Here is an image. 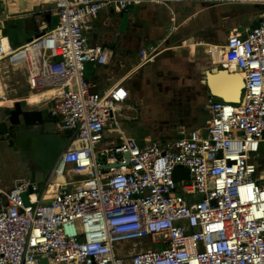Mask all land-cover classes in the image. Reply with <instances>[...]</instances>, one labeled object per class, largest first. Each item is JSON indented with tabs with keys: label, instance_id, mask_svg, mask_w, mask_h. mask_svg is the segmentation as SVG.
Instances as JSON below:
<instances>
[{
	"label": "built area",
	"instance_id": "obj_1",
	"mask_svg": "<svg viewBox=\"0 0 264 264\" xmlns=\"http://www.w3.org/2000/svg\"><path fill=\"white\" fill-rule=\"evenodd\" d=\"M185 1L256 8V24L202 43L213 65L243 74V92L237 102L211 99L202 128L140 142L119 119L129 90H91L87 64H108L115 52L89 34L104 9ZM35 5L37 36L16 47L0 34V112L14 106L2 102L16 100L8 98L16 89L11 67L22 65L25 98L48 93L26 105L48 104L72 138L43 185L26 177L0 184V264H264V0ZM156 55L140 50L143 64ZM2 122L0 113V139ZM148 238L156 247L122 253L125 243Z\"/></svg>",
	"mask_w": 264,
	"mask_h": 264
},
{
	"label": "rangeland",
	"instance_id": "obj_2",
	"mask_svg": "<svg viewBox=\"0 0 264 264\" xmlns=\"http://www.w3.org/2000/svg\"><path fill=\"white\" fill-rule=\"evenodd\" d=\"M255 12L256 8L251 5L215 6L206 2L185 1L169 6L144 3L130 7L128 13L115 15L111 13L110 22H114L110 30L126 29L132 15L141 22L140 29L143 32L141 36L144 38L142 47L154 50L157 54L153 65L149 66L150 87L155 88L147 93L142 105L136 109L120 110L122 116L119 119L125 133L143 142L144 138L176 137L182 125L189 130L204 127L208 117L205 109L210 98L208 93L202 98L203 105H201V102L197 101L199 99H191L192 96L184 91L181 83H175L169 87L167 85L160 87L157 84L177 77L183 78L184 81L192 77V82L205 85L206 72L216 66L211 63L202 43L222 41L234 27L241 29L251 26L255 20L253 17ZM57 20V16L53 15L51 26H55ZM117 23H119L118 27ZM5 33L10 31L6 30ZM197 43L201 45L198 46ZM138 44L141 45L142 42ZM171 47L173 50H168L172 49ZM185 64L187 68L183 66ZM147 80L149 81V78ZM12 94L27 95V92L18 89L17 93L11 92ZM195 102L194 106L192 103ZM0 113L6 124L0 139V181L10 184L15 177L28 176L33 154L25 140L13 132L10 121L6 117L7 109L2 108ZM192 116L194 119L187 122ZM45 128L57 130V125L51 117H48ZM44 179L45 177L42 181ZM116 246L123 245L116 244ZM154 247L156 244H152L148 238L142 242L125 243L124 249L127 250L122 253L130 254ZM40 264H46V262L43 260Z\"/></svg>",
	"mask_w": 264,
	"mask_h": 264
},
{
	"label": "crops",
	"instance_id": "obj_3",
	"mask_svg": "<svg viewBox=\"0 0 264 264\" xmlns=\"http://www.w3.org/2000/svg\"><path fill=\"white\" fill-rule=\"evenodd\" d=\"M37 2L38 0H0V4L5 3L6 5L5 7H0V27L6 25L7 22L9 21L13 24V27L17 29V31L14 33H3L4 35L7 34V36H9L11 43L16 47L29 42L38 34V28H37L38 20L35 12L37 10V7L35 5ZM181 3L182 2L172 3V5L181 4ZM128 12L129 9L124 13H128ZM111 13L115 15V13L111 9L102 10L99 14V17L94 21V28L92 29V31H90L89 35L91 36L90 41L92 44L98 43L113 48L115 52L114 56L111 59V61L105 65L94 66L92 63H88L86 68V78L90 82L91 90L100 93L114 87L116 84L122 83L129 90L130 93L127 101L122 104V108L132 110L142 105L144 99L148 95L147 93H149L151 89L155 88V87L154 88L150 87L151 71L149 70V66H152L154 61L146 64H143L141 62L140 50L143 48L142 46L144 41V38L141 36L143 35V32L140 29L141 22H139L136 18H133L131 15L129 26L126 29L119 28L118 30L113 31L110 30V28L112 27L111 24H113L114 22V21L110 22ZM5 14H7V16ZM4 15L5 18L1 17ZM52 16L50 20H52ZM116 22H118V20ZM118 26L119 23H117V27ZM6 30L9 31L8 29ZM138 42L140 43L142 42V44L140 45L138 44ZM171 48L172 49H168V50H173V47ZM166 53L168 54L169 52ZM178 53L179 52H177V54ZM183 66L187 68L186 64ZM11 68H12L11 69L12 82L14 84L13 85L14 88L16 86V89H13L9 92L10 95L8 94V98L16 99V100L15 101L8 100L6 104L11 105L20 100L34 101L46 95V94L45 95L33 94L30 97L25 98L27 95H29L26 71L22 65H15ZM232 72L235 73V70L233 69ZM148 78L149 81L147 80ZM191 78L192 77H189L188 80L185 81L182 80L183 78L180 77L174 78L173 80H167L168 82H164L163 80L159 82L157 86L163 87L167 85V87H169L170 85H173L175 83H181L182 84L181 86L184 89V91L188 92V94L192 96L191 99L192 100L195 98L199 99L197 101H200L201 105H203L202 98L205 97L207 93L210 96L209 101L213 99L206 83L207 78H205L204 80L205 85L200 84L199 82L197 83L192 82ZM148 86L149 89H147ZM18 89L27 92V95H18V94L11 95V92L17 93ZM192 104L195 106L196 102ZM207 104L205 109L209 117L211 116V114L207 108ZM28 108L45 110L47 114L44 118L45 119L44 123L47 122L48 117H51V115L48 116V114H50L48 111V104H44L41 102L32 103L28 105ZM51 118L56 123L57 130L52 131V130H47V128L46 130L49 133H56L65 136V132L67 131L61 130L58 126L56 119L53 117ZM193 119L194 117L192 116L189 120H187V122H190ZM181 128H182L181 130L185 129V125H182ZM198 128H202V127H198ZM178 129H180V127ZM185 130H189V129H185ZM170 132H175V131H170ZM161 139H170V138L161 137ZM145 140L148 139L144 138L143 142ZM48 172H49L48 170L46 172H42L40 169L34 168V166L30 164V171H28V176L26 178L38 182L41 185L42 183L44 184ZM44 177L45 179L44 181H42V178ZM12 183L13 181L10 184H4L0 181V184L6 187L11 186Z\"/></svg>",
	"mask_w": 264,
	"mask_h": 264
},
{
	"label": "water",
	"instance_id": "obj_4",
	"mask_svg": "<svg viewBox=\"0 0 264 264\" xmlns=\"http://www.w3.org/2000/svg\"><path fill=\"white\" fill-rule=\"evenodd\" d=\"M4 4H0V7H5ZM7 16V14H5ZM1 16V17H4ZM48 19L51 18V14L47 15ZM256 24V22H255ZM6 29L10 31V33H14L17 31L13 27L11 22H7L6 25L0 27V33L3 34L6 32ZM38 35V34H37ZM36 35V36H37ZM32 39V38H30ZM213 72V73H211ZM206 72V83L208 89L211 93L213 99H215V93L213 90V86L211 85L209 74L217 75L219 73H224L226 75H233L234 73L226 70V69H218L215 67L211 70ZM220 90V88H217ZM222 93V91H220ZM225 93V92H223ZM222 93V94H223ZM7 114L9 116V121L12 125H19L22 124L23 131L17 136L24 139L25 143L30 148L33 156L31 157V164L34 168L40 169L42 172L49 171L51 167L56 162L58 156L60 155V151L67 146L68 138L64 135L56 134V133H47L45 135L40 134L47 112L42 109H31L28 108L25 102L23 103H15L13 108L7 109ZM50 114H48L49 116ZM34 125H37L38 128H32ZM115 165V164H113Z\"/></svg>",
	"mask_w": 264,
	"mask_h": 264
},
{
	"label": "bare ground",
	"instance_id": "obj_5",
	"mask_svg": "<svg viewBox=\"0 0 264 264\" xmlns=\"http://www.w3.org/2000/svg\"><path fill=\"white\" fill-rule=\"evenodd\" d=\"M209 78L211 85L213 86L212 88L215 93V99L228 100L232 102H237L239 100L240 95L242 94L244 88L243 74L240 73V71H235L233 75H226L224 73H219L217 75L209 74ZM0 82L2 83L1 74H0ZM217 88H220V90H218ZM220 91H222V93L223 92L225 93L222 94ZM45 94L48 93H44L42 95ZM7 101L8 100H5L2 103L6 104ZM26 101L27 100H20L15 103H23Z\"/></svg>",
	"mask_w": 264,
	"mask_h": 264
},
{
	"label": "flooded vegetation",
	"instance_id": "obj_6",
	"mask_svg": "<svg viewBox=\"0 0 264 264\" xmlns=\"http://www.w3.org/2000/svg\"><path fill=\"white\" fill-rule=\"evenodd\" d=\"M6 117H7V120L9 121V116H8V114H7ZM44 118H45V117H44ZM9 124H10V126H12V130H13V132H14L16 135L20 134L21 131L24 130L22 124H19L18 126H17V125H12L11 122H9ZM44 124H45V123H44ZM10 126H9V127H10ZM32 128H33V129H34V128H38V126H37V125H34ZM22 129H23V130H22ZM39 133L42 134V135H45V134H47V133H49V132L46 130L45 126L43 125V127H42V129H41V131H40ZM65 147H66V146H65ZM65 147L60 151V153L65 149Z\"/></svg>",
	"mask_w": 264,
	"mask_h": 264
},
{
	"label": "trees",
	"instance_id": "obj_7",
	"mask_svg": "<svg viewBox=\"0 0 264 264\" xmlns=\"http://www.w3.org/2000/svg\"><path fill=\"white\" fill-rule=\"evenodd\" d=\"M129 10H130V8H129ZM124 13V12H123ZM122 13V14H123ZM256 21H254V23H255ZM253 23V24H254ZM6 124H5V122H2L1 123V131H3L5 128H6V126H5ZM180 134L178 133V135L176 136V137H178ZM65 136L68 138V140H70L71 138H72V134H71V132H65ZM173 138H175V137H173ZM156 139H159V138H156ZM161 139V138H160Z\"/></svg>",
	"mask_w": 264,
	"mask_h": 264
},
{
	"label": "clouds",
	"instance_id": "obj_8",
	"mask_svg": "<svg viewBox=\"0 0 264 264\" xmlns=\"http://www.w3.org/2000/svg\"><path fill=\"white\" fill-rule=\"evenodd\" d=\"M219 69V68H218Z\"/></svg>",
	"mask_w": 264,
	"mask_h": 264
}]
</instances>
